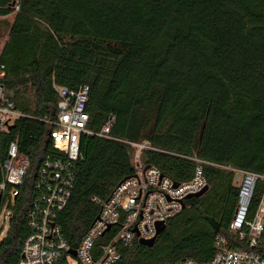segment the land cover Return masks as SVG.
<instances>
[{"label":"trees","instance_id":"1","mask_svg":"<svg viewBox=\"0 0 264 264\" xmlns=\"http://www.w3.org/2000/svg\"><path fill=\"white\" fill-rule=\"evenodd\" d=\"M15 6L0 0V16L15 12L1 48L0 82L27 117L0 133V162L16 140L30 164L0 239V264L17 263L29 234L35 174L52 149L55 84L89 86L94 133L115 119L113 139L81 136L75 188L58 218L71 247L97 219L93 198L107 199L133 173L125 141H147L157 150L145 152V165L185 182L197 157L205 161L209 189L186 200L152 248L122 247L117 264L214 258L215 237L228 234L238 199L233 173L220 165L264 174V0H20ZM261 192L260 185L254 205Z\"/></svg>","mask_w":264,"mask_h":264},{"label":"built area","instance_id":"2","mask_svg":"<svg viewBox=\"0 0 264 264\" xmlns=\"http://www.w3.org/2000/svg\"><path fill=\"white\" fill-rule=\"evenodd\" d=\"M19 3L20 0H16L15 10L19 9ZM55 89L57 111L49 120L52 149L35 174L27 213L29 234L15 264H70V258H75L78 264H117L122 257V247L131 248L141 238L152 239L158 222L167 224L183 209L187 195L196 194L208 185L203 170L205 161L193 157L198 164L193 177L175 182L156 166L145 165V152L157 150L151 143L125 141L134 171L119 182L107 199L93 198L100 212L77 248H73L58 218L75 188L77 163L83 158L81 136L89 134L113 139L111 129L115 119L110 118L98 133H94L88 128L89 86L82 84L74 89L55 84ZM19 117L27 115L17 108L8 89L0 82V133ZM8 152V159L0 162V215L5 208L13 210L30 164L28 156L19 151L16 140L9 145ZM220 166L233 173L238 199L228 234L221 232L215 237L216 256L205 262L187 258L161 264H264V174L232 165ZM260 185L262 192L254 205ZM101 238L105 240L100 242ZM71 249L77 254L71 253Z\"/></svg>","mask_w":264,"mask_h":264},{"label":"rangeland","instance_id":"3","mask_svg":"<svg viewBox=\"0 0 264 264\" xmlns=\"http://www.w3.org/2000/svg\"><path fill=\"white\" fill-rule=\"evenodd\" d=\"M16 0H14V3ZM15 12L11 13L9 16L3 17L0 16V53H1V48L6 41L8 35H9V29H10V24L15 18L14 15ZM30 88V86L28 87ZM8 93L11 94L12 92L8 90ZM33 96V91L32 89H29L27 92V97L32 98ZM12 216V211L11 209L5 208L4 211L0 215V239L7 234V232L10 229V218ZM70 264H78L77 260L75 258H70L69 259Z\"/></svg>","mask_w":264,"mask_h":264},{"label":"water","instance_id":"4","mask_svg":"<svg viewBox=\"0 0 264 264\" xmlns=\"http://www.w3.org/2000/svg\"><path fill=\"white\" fill-rule=\"evenodd\" d=\"M126 178H124L123 180H125ZM208 189H209V185H206L203 188L202 191H200V192H198L196 194H189V195H187L186 199H190L192 197H197L198 198V197L202 196ZM184 208H185V204L183 205V209ZM166 229H167V224L165 222H158L157 223V229H156V235L152 239H144V238H141L139 240V243L142 244V245H145V246H148V247H151L152 248L155 245L158 236L161 235ZM70 252L73 253L74 255L77 254L74 249H71Z\"/></svg>","mask_w":264,"mask_h":264}]
</instances>
